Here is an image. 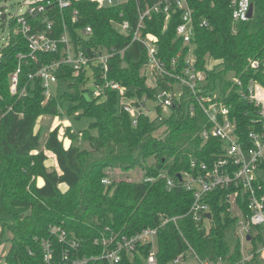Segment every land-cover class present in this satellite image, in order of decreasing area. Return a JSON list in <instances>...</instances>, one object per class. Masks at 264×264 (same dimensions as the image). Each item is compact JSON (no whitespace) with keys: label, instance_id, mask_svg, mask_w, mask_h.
<instances>
[{"label":"trees","instance_id":"obj_1","mask_svg":"<svg viewBox=\"0 0 264 264\" xmlns=\"http://www.w3.org/2000/svg\"><path fill=\"white\" fill-rule=\"evenodd\" d=\"M190 1L196 19H207L210 23L208 28L198 26L195 30L197 66L207 71L210 88H219L223 93L230 89L227 102L231 118L245 140L254 129L255 106L239 98L231 77L245 80L255 77L264 82V72L249 66L250 59L264 57V0H252L253 18L238 22L235 28L230 0ZM75 9L79 14L73 22ZM121 11L120 6L98 8L90 1L73 2L67 10L58 11L56 30L61 33L66 22L77 47L84 49L81 30L91 25L93 35L87 47L115 45L123 49L111 60V78L135 85L140 96L152 95L154 90L147 88L146 78L140 74L146 60L145 48L137 42L130 43L131 39L121 35L111 23L112 19H123ZM178 23L179 20H171L166 30L161 19L150 23L149 30L160 37V49L167 59L182 46L175 41ZM27 51L25 40L14 34L0 61V246L5 231L11 232L5 264H44L42 243L51 237L52 224H62L69 236L80 242L78 256L91 257L103 252L104 246L95 243L103 233L134 235L143 227L158 225L161 214L182 217L177 224L170 221L159 229L158 264H172L190 248L203 259L264 264L259 255L242 261L237 218L228 211L227 193L232 188L217 189L205 197L212 217L207 223H198L187 214L193 202L191 191L182 187L169 189L163 178L145 182L132 180L128 175L140 170L142 175L165 173L177 179L179 172L191 170L193 158L198 163H213L223 151V142L215 137L203 139L202 131L210 124L201 109L191 115L183 102L171 107V114L163 121L142 117L134 126L129 114L119 111L116 92H110L103 101L90 98L85 88L86 73L76 74L64 65L56 73V91L46 100L41 79H30L28 75L59 58L58 54H39L37 63L24 59L19 92L13 94L10 76L18 66L17 54ZM210 60H216L217 64L208 69ZM159 83L165 85L163 80ZM24 87L27 94L20 96ZM44 115L93 120L84 130L66 127L69 146L60 139L62 124L52 129L42 144V127L38 123ZM45 150L55 156L58 169H48ZM116 169L121 170L123 178L116 177ZM38 178L42 180L40 185ZM104 178L111 179V183L102 182ZM259 240L264 242L260 236ZM254 246L257 247L256 240ZM55 248L59 253L60 247L56 244ZM150 250L151 244H141L134 255L123 254L119 264H146ZM88 264L110 262L96 259Z\"/></svg>","mask_w":264,"mask_h":264},{"label":"built area","instance_id":"obj_2","mask_svg":"<svg viewBox=\"0 0 264 264\" xmlns=\"http://www.w3.org/2000/svg\"><path fill=\"white\" fill-rule=\"evenodd\" d=\"M7 0H0V21L14 28L7 41L0 44V61L3 50L9 45L11 37L19 34L27 44L26 53L19 52L17 69L10 76V90L13 94L19 92V75L24 59L34 63L39 61V54H58L59 58L43 64L30 79L39 78L44 88V96L48 100L53 96L58 85L57 70L64 65L74 70V73H86L85 88L90 98L99 101L107 99L110 92L118 95L120 112L129 114L132 124L137 126L142 117L163 121L171 114V107L185 103L187 111L194 115L201 109L206 115L209 128L202 131L204 140L211 137L223 142V151L209 164L191 160V170L179 172L177 179L165 173L157 175H142L140 180L154 182L160 178L166 180L167 187L173 189L182 187L193 193V202L187 214L196 222H208L210 205L205 197L214 190H230L227 193L228 211L237 218V235L242 244V261L259 255L264 259V82L251 77L245 80L241 77H231L232 87L240 99L254 104V129L250 130L247 139L243 140L237 131V123L231 118L230 89L223 93L219 88L209 87V78L205 69L197 66L193 39L195 30L210 27L207 19H196L190 0H39L28 5L24 14L13 16L6 12L2 5ZM90 1L98 8L122 7L120 16L123 19H112V25L121 35L131 39L130 43L141 44L146 51V60L140 74L146 78L147 88L154 90L150 95H138L135 85H125L111 78V60L123 49L112 45L96 49L87 47L93 35L91 25L82 30L86 47H77V41L70 35L66 22L61 33L56 30L55 16L58 11L70 8L73 2ZM252 0H230L232 23L245 22L251 19L249 11ZM79 11L72 12V21L76 22ZM254 16V12H253ZM253 18V17H252ZM157 19L163 20V30L168 29L171 20H179L175 28V41L181 42V49L168 59L160 49V37L149 30L150 23ZM209 65V64H208ZM249 66L254 70L264 72V57L249 60ZM208 69L212 67L207 66ZM153 80L152 84L148 79ZM163 80L165 85L159 82ZM264 80V78H263ZM26 87L20 91V96L26 95ZM69 126V125H67ZM139 180V181H140ZM102 182L109 184L111 179L104 178ZM158 225L143 227L134 235L119 234L111 231L97 237L96 244H102L101 255L80 257L77 251L80 242L69 236L62 224H52L49 229L51 237L43 240L44 264H88L90 260L105 259L110 264H119L123 254L130 256L138 251L141 244H151V250L146 264L157 263V243L159 229L170 221L178 223L182 216H167L161 214ZM109 232L110 228L106 227ZM250 236V240H248ZM257 247L254 246V241ZM245 242L249 243L248 250ZM56 244L60 252H56ZM247 251L248 254H244ZM5 253L0 252V264H5ZM194 260L196 264H229L228 260L203 259L190 248L188 253L179 254L172 264H188Z\"/></svg>","mask_w":264,"mask_h":264},{"label":"rangeland","instance_id":"obj_3","mask_svg":"<svg viewBox=\"0 0 264 264\" xmlns=\"http://www.w3.org/2000/svg\"><path fill=\"white\" fill-rule=\"evenodd\" d=\"M37 1H39V0H7L6 2H3L2 5L6 9L7 13H9L13 16H17V15L24 14L28 9L29 4L37 2ZM13 28L14 27L11 24H9L8 22H6L3 25L2 22L0 21V44L1 45L7 41V38H8V36L11 33ZM216 64H217L216 60H210L208 66L213 67ZM148 83L152 84L153 80L151 78H149ZM61 88L63 89V87H61ZM92 120H93L92 118L83 117L80 120L76 121L73 119H61L60 117H52V116L44 115V116L40 117L39 123H38V127L39 126L42 127V144H44V142L46 141L49 132L52 129H54L57 125L62 124L61 128H60V139L63 140L65 146H69L70 139L68 137H66V135H65L67 125H71L75 130H84V129L88 128V125ZM45 153L48 156V159L46 160V165H47L48 169L49 170L58 169L54 155L51 154L47 150H45ZM114 173L116 174V177L118 179L123 178V175H121L122 173H121L120 169L114 170ZM142 174H143L142 171L134 170V171L129 172L128 175L131 177L130 179H132V180H134V179L140 180ZM41 183H42L41 179L38 178V184L40 185ZM209 224L210 223H208L207 225L209 226ZM10 237H11V232L6 230L5 236H4V241H2V244L0 246L1 254L5 253L9 249V247H10L9 238ZM245 245H246L245 248H247V250H248L249 243L245 242ZM244 254H248V252L244 251ZM188 264H196V262L194 260H190L188 262Z\"/></svg>","mask_w":264,"mask_h":264},{"label":"water","instance_id":"obj_4","mask_svg":"<svg viewBox=\"0 0 264 264\" xmlns=\"http://www.w3.org/2000/svg\"><path fill=\"white\" fill-rule=\"evenodd\" d=\"M253 12H254V3L251 4V8L249 11V17L252 18L253 17ZM175 106V104H173V107ZM211 213H208L207 216L210 218L211 217ZM248 240H250V236H248Z\"/></svg>","mask_w":264,"mask_h":264},{"label":"crops","instance_id":"obj_5","mask_svg":"<svg viewBox=\"0 0 264 264\" xmlns=\"http://www.w3.org/2000/svg\"><path fill=\"white\" fill-rule=\"evenodd\" d=\"M55 157V156H54ZM55 160H56V158H55ZM56 165H57V162H56ZM57 168H58V165H57ZM42 181V180H41Z\"/></svg>","mask_w":264,"mask_h":264}]
</instances>
